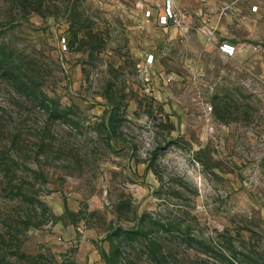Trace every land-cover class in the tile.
Here are the masks:
<instances>
[{
	"label": "rangeland",
	"instance_id": "374dc122",
	"mask_svg": "<svg viewBox=\"0 0 264 264\" xmlns=\"http://www.w3.org/2000/svg\"><path fill=\"white\" fill-rule=\"evenodd\" d=\"M258 1L0 0V257L80 264L63 222L107 264H264Z\"/></svg>",
	"mask_w": 264,
	"mask_h": 264
},
{
	"label": "crops",
	"instance_id": "0c3cea01",
	"mask_svg": "<svg viewBox=\"0 0 264 264\" xmlns=\"http://www.w3.org/2000/svg\"><path fill=\"white\" fill-rule=\"evenodd\" d=\"M252 6H258L256 12L251 11ZM245 17H264V5L261 1L249 4L248 8L245 9ZM231 17V16H226ZM54 212L58 211V206H53ZM56 232L62 239V251L69 249H74L75 254L78 259L76 260L80 264H107L106 260L99 250L102 242V233L95 230L94 228H89L84 226L82 223L77 224H65L61 222L60 225L56 227Z\"/></svg>",
	"mask_w": 264,
	"mask_h": 264
},
{
	"label": "built area",
	"instance_id": "2783aa9c",
	"mask_svg": "<svg viewBox=\"0 0 264 264\" xmlns=\"http://www.w3.org/2000/svg\"><path fill=\"white\" fill-rule=\"evenodd\" d=\"M174 1L175 0H164L165 8H164V11L159 16V25L160 26L168 27L172 23H177L178 22V17L179 16L176 13V11H174V9H173ZM257 10H258V6H253L252 7V12H256ZM146 16L147 17H151V12L148 11ZM220 51L224 55L232 57L236 53L237 49H236L235 46L231 45L230 43H223L220 46ZM153 61H154V56L150 55L148 57L147 62L149 64H152Z\"/></svg>",
	"mask_w": 264,
	"mask_h": 264
},
{
	"label": "trees",
	"instance_id": "16d2710c",
	"mask_svg": "<svg viewBox=\"0 0 264 264\" xmlns=\"http://www.w3.org/2000/svg\"><path fill=\"white\" fill-rule=\"evenodd\" d=\"M0 264H12V263L0 257Z\"/></svg>",
	"mask_w": 264,
	"mask_h": 264
}]
</instances>
